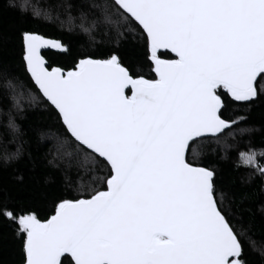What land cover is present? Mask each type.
<instances>
[{
	"label": "snow or ice",
	"instance_id": "6c2138e0",
	"mask_svg": "<svg viewBox=\"0 0 264 264\" xmlns=\"http://www.w3.org/2000/svg\"><path fill=\"white\" fill-rule=\"evenodd\" d=\"M7 3L16 7V0ZM19 7L27 10L24 2ZM72 9L64 6L66 19L57 15L61 28L79 29L93 45L108 47L107 58L86 56L67 71L51 67L41 50L67 53L68 46L24 31L23 60L71 137L58 136L60 147L74 143L76 153L86 150L85 163L95 165L98 157L110 174L92 178L106 190L61 200L47 221L28 210L0 211L25 237L23 264H247L242 241L264 261V242L258 245L233 222V201L249 194L218 191L215 168L186 158L190 142L219 145L222 137L264 134V122L251 119L264 108V0H78L75 16ZM44 19L53 17L45 11ZM134 24L147 33L157 79L133 76L109 47L134 35ZM160 49L178 59H161ZM221 90L243 105L235 116L225 117ZM4 100L10 101L6 127L17 134L12 113H23L38 97L5 72L0 32ZM18 155L19 148L2 158ZM258 157L264 159V147L249 139L237 167L252 169L247 178L258 176L264 186Z\"/></svg>",
	"mask_w": 264,
	"mask_h": 264
},
{
	"label": "trees",
	"instance_id": "16d2710c",
	"mask_svg": "<svg viewBox=\"0 0 264 264\" xmlns=\"http://www.w3.org/2000/svg\"><path fill=\"white\" fill-rule=\"evenodd\" d=\"M26 3V11L20 10V3ZM78 0H16V7H9L7 0H0V32L3 35L4 70L13 76H18L28 89L38 97L32 107H26L23 113L12 115L18 125L19 132L11 133L6 127L10 101L0 104V211L28 210L35 212L42 222L47 221L55 213V209L63 199L88 198L93 190H106V184L93 182V176L107 177L110 168L105 161L97 157L95 165L91 161L85 163L86 150L81 153L74 151L75 144L60 147L57 137H71L60 120L57 111L40 95L26 71L23 60V32L35 31L48 39L60 40L69 48L67 53L55 49H47L43 55L51 67L67 70L74 69L79 60L86 56L93 59H106L108 47L93 45L89 37L79 29L71 32L61 28L59 20L66 19L65 5H73L72 14L75 16V5ZM41 11L40 17L33 16V10ZM50 14L51 21L44 19V12ZM134 35H125L118 46L109 45L116 50L125 67L133 76H143L145 79H157L154 64L151 60L149 40L138 25H133ZM166 60L175 56L170 52H157ZM130 95V91L128 92ZM227 103L225 117L235 116L243 105L232 101L223 90L219 92ZM253 122H264V108L255 110L251 117ZM15 135V139H13ZM251 146L264 147V134L255 133L250 138H224L222 143L192 142L187 159L197 166H212L216 171V186L218 191L239 197L248 193V198L242 203H232L233 222L243 226L247 235L257 241L264 242V186L257 176L249 180L247 173L253 171L242 164L239 153L247 151ZM228 147L225 148L224 144ZM19 155L14 159L4 160L5 153ZM215 149V151H213ZM72 152L71 156L67 155ZM55 153V157L53 155ZM226 158H225V155ZM264 163V159H261ZM51 161V163H50ZM17 225L0 214V261L3 264H23L24 235L17 236L14 230ZM244 259L247 264H264L260 252L254 251L244 242ZM65 259V258H62ZM65 264H68L67 260Z\"/></svg>",
	"mask_w": 264,
	"mask_h": 264
},
{
	"label": "water",
	"instance_id": "95a60500",
	"mask_svg": "<svg viewBox=\"0 0 264 264\" xmlns=\"http://www.w3.org/2000/svg\"><path fill=\"white\" fill-rule=\"evenodd\" d=\"M143 31H144V30H143ZM145 34L147 35L146 32H145ZM147 37H148V36H147ZM148 40H149V39H148ZM149 45H150V43H149ZM47 49H49V48H46V49H42V50H41L42 55H43V53H44ZM158 52H170V53H172L170 49H160V50H158ZM172 54L175 56V58H173V59H171V60L178 59V56H177L175 53H172ZM161 59H162V58H161ZM164 60H166V59H164ZM128 92H129V91L126 90V94H127V95H129ZM191 143H192V142H190V145H191ZM190 145H189V147H190ZM188 151H189V150L186 151V158H187V155H188ZM196 166H197V165H196ZM54 215H55V213H54ZM52 216H53V215H52ZM50 218H51V217H50ZM50 218H49V219H50Z\"/></svg>",
	"mask_w": 264,
	"mask_h": 264
}]
</instances>
